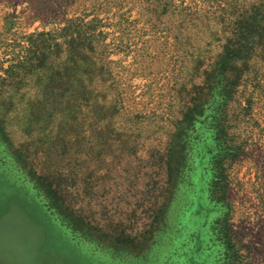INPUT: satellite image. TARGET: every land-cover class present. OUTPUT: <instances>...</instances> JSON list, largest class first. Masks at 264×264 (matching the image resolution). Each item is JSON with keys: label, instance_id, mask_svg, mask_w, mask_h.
Masks as SVG:
<instances>
[{"label": "rangeland", "instance_id": "obj_1", "mask_svg": "<svg viewBox=\"0 0 264 264\" xmlns=\"http://www.w3.org/2000/svg\"><path fill=\"white\" fill-rule=\"evenodd\" d=\"M260 2L0 0V264H264ZM226 42L248 54L228 101L206 84Z\"/></svg>", "mask_w": 264, "mask_h": 264}, {"label": "trees", "instance_id": "obj_2", "mask_svg": "<svg viewBox=\"0 0 264 264\" xmlns=\"http://www.w3.org/2000/svg\"><path fill=\"white\" fill-rule=\"evenodd\" d=\"M257 7L258 10L263 9L264 4L260 2ZM244 53H245V49L243 48L242 44L239 45L237 44V42H226V44L223 46L221 53L219 54L218 60L212 65V67L208 72L209 76L206 83L207 92L211 93L213 90H216L218 88V85L221 84L222 86L219 91L222 95L224 94L225 100L228 101L230 92H232V84H234L233 80H235V79H231V77L236 75V70L237 68H239L238 66H240L239 64H241V66L246 64L245 60L248 59V54H244ZM46 57L47 55L43 50L40 56L38 57V59L40 58V60L41 59L45 60ZM239 76L240 73L238 77ZM225 100L223 101L224 106H225ZM202 104L203 102L201 100H196L192 106L188 107V112L185 114L181 123L191 124L194 121H196L198 116L201 114L199 109L201 108ZM224 108L220 112L221 114H223V116L215 120L216 123L218 124L219 129L215 130L214 135L218 136L219 138L221 137L227 139L228 136L227 129L229 123L227 122L228 118L224 116L223 113ZM15 110H17V107L15 108ZM213 123H214V119H213ZM226 152L229 151L224 150L223 153ZM178 153H180V151ZM14 155L19 159H23L25 156V151L23 148L17 147L14 144ZM177 164L178 162L172 163V165L170 166L171 171H172V167ZM29 171L33 175L41 176L40 175L41 173H38L37 170L34 168H29ZM171 174L172 172L170 173V175ZM47 181L48 180L45 177H35V183L37 184L36 188L40 189L39 191L44 193L48 199V202L46 204L48 210H55L62 224H64L65 227H67L72 234L81 231L85 233L86 230H83L85 229V225L76 215L75 211L73 210V208H71L67 200L59 195V190H61L59 185ZM225 205H227L226 202ZM225 219L226 218H224V220ZM225 221L226 222L224 224L226 227L228 222L227 220ZM223 248L225 254L229 255L232 249L231 239L227 238L224 240Z\"/></svg>", "mask_w": 264, "mask_h": 264}]
</instances>
